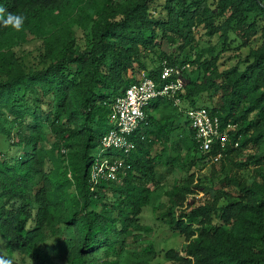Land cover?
Instances as JSON below:
<instances>
[{
	"label": "trees",
	"instance_id": "1",
	"mask_svg": "<svg viewBox=\"0 0 264 264\" xmlns=\"http://www.w3.org/2000/svg\"><path fill=\"white\" fill-rule=\"evenodd\" d=\"M0 6L25 17L20 31L0 20V257L11 264H122L130 245L153 231L142 213L178 171L184 176L165 191L167 201L158 206L166 211L157 218L187 244L183 254L168 249L166 258L264 264V0H0ZM201 30L222 49L200 48ZM257 36L260 45L250 46ZM33 43L37 53L29 59L24 45ZM188 47L193 55L178 58ZM246 47L245 58L221 70L224 51ZM165 61L190 64L181 103L154 99L131 136L135 148L112 152L103 136L115 99L141 72L162 83ZM197 107L218 116L222 131L235 127L209 153L187 116ZM249 146L257 152L243 161ZM218 153L220 161L211 162ZM104 163H122L117 179L106 167L93 179ZM251 163L263 179L245 174ZM208 165L210 199L185 207L196 192L191 168Z\"/></svg>",
	"mask_w": 264,
	"mask_h": 264
},
{
	"label": "built area",
	"instance_id": "2",
	"mask_svg": "<svg viewBox=\"0 0 264 264\" xmlns=\"http://www.w3.org/2000/svg\"><path fill=\"white\" fill-rule=\"evenodd\" d=\"M190 67L185 65H169L166 61L161 73L162 83H158L153 77L142 72L137 82L129 86L126 91L119 95L114 103L110 115L111 123L116 126L103 136V144L107 148H117L118 150L130 151L135 148V143L131 139L132 134L137 130L141 121L146 118L147 108L152 101L158 97H168L176 105L181 103L180 94L185 87L184 70ZM187 116L192 128L196 132V139L203 152L209 153L213 145L220 140L225 145L229 139V130L234 129L233 125L222 131L221 120L211 113L206 107H197L187 111ZM222 153L211 156V162H219ZM122 163L108 165L104 163L93 175L94 180L108 168V176L117 179V173Z\"/></svg>",
	"mask_w": 264,
	"mask_h": 264
},
{
	"label": "rangeland",
	"instance_id": "3",
	"mask_svg": "<svg viewBox=\"0 0 264 264\" xmlns=\"http://www.w3.org/2000/svg\"><path fill=\"white\" fill-rule=\"evenodd\" d=\"M264 24V21L262 22ZM205 30H201L197 37L199 39V47H208L215 43L218 44V39L213 38V41H208L207 37H204ZM262 42L261 37L257 36L252 39L250 42V46L256 47L260 45ZM218 50H221V44H218ZM24 46L29 47L31 52H27V56L29 59H33L34 54L37 53L36 43L33 44H25ZM22 49V47L18 48ZM172 48L167 46V51L172 52ZM157 53H160L161 49H156ZM249 52V47L241 48V49H230L228 51H224L221 58V70L229 68L231 66L236 65L240 59L245 58ZM178 55L177 57L180 59H184L186 57H191L193 55V50L189 47L181 52L177 51L175 53ZM28 59V60H29ZM142 73V72H141ZM141 75V74H140ZM116 126L112 123L105 128V133L110 130H114ZM117 148L113 147L111 149L112 152L116 151ZM257 151L254 146H249V148L243 151L242 156H240L241 160H246L249 156L255 154ZM221 164H216L215 168L218 171L220 169ZM212 166H205L201 170L196 167L191 168L190 173L196 172V179L193 186L196 188L195 194L189 196L187 201V207L194 200L197 203L204 202L205 200L210 199L211 196V186L213 183L212 178L210 177ZM257 166H254L252 163L248 165L245 169V174L252 180V178H260L263 179V175L258 172ZM181 176L183 177V173H179L178 171L169 179L165 188H158L155 194L152 197V203L145 208L142 213L141 221L145 226L153 227V231L147 232L146 235L142 238V240L134 242L130 245L128 252L124 255L122 264H181L178 261H173L166 258V251L170 248H173L179 251L181 254L184 253L183 249L187 244L185 236L179 233H174L169 225L163 221L162 219H158L157 216L161 215V212L166 211L163 207L158 206L160 202L167 201V197H165L164 193L166 190L171 189L174 182L176 183ZM196 185H199L196 187ZM165 197V198H164ZM181 209L179 207L176 208V214L180 213ZM151 245V246H150ZM152 245L154 248H152ZM155 252H151L154 250ZM0 250H4V244L2 239L0 238Z\"/></svg>",
	"mask_w": 264,
	"mask_h": 264
},
{
	"label": "clouds",
	"instance_id": "4",
	"mask_svg": "<svg viewBox=\"0 0 264 264\" xmlns=\"http://www.w3.org/2000/svg\"><path fill=\"white\" fill-rule=\"evenodd\" d=\"M0 20H3L5 26H11L17 31H20L25 23V17L23 15L7 13L2 6H0ZM0 264H11V261L4 257H0Z\"/></svg>",
	"mask_w": 264,
	"mask_h": 264
}]
</instances>
